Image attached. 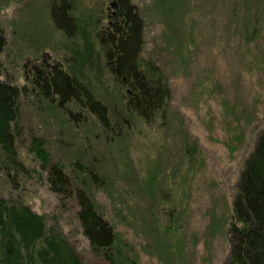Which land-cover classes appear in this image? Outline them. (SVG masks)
Returning a JSON list of instances; mask_svg holds the SVG:
<instances>
[{"label":"rangeland","instance_id":"rangeland-1","mask_svg":"<svg viewBox=\"0 0 264 264\" xmlns=\"http://www.w3.org/2000/svg\"><path fill=\"white\" fill-rule=\"evenodd\" d=\"M113 1L77 0V7L85 10L94 28L102 30L118 12L119 4L115 2L113 7ZM130 1L138 11L146 2ZM185 1L181 0L177 10L161 5L160 12L169 14V24L155 22L148 13L144 21L146 57L156 59L170 89L166 125L139 126L122 142L111 136L100 140L97 126H73L63 110L35 101V95L25 94L18 102L19 158L28 170L41 173V183L21 173L14 176L13 183L0 163V197L45 215L48 225L62 232L81 264H228L230 244L222 222L245 160L264 130V0H252L244 14L227 11L223 15L208 5L197 8L195 4L202 5L201 0H193L194 15L188 18L183 16ZM177 13L182 20L176 18L180 29L175 32L172 17ZM225 16L229 27L224 26ZM160 30L165 39L156 44L154 38ZM0 31L4 39L0 80L24 88L25 93L31 88L33 65L42 59L61 64L67 54L64 37L51 22L48 0H0ZM108 86L101 82L98 93ZM183 135L192 138L199 150L191 163L187 199L182 189L184 175L178 172L186 162V167L190 165L180 151ZM85 139L87 146L82 142ZM35 140L43 142L49 156V165L43 168L28 152ZM125 153H131V159L122 160ZM70 159L80 160L105 180L93 191L95 209L111 217L115 212V231L127 249L113 262L88 247L75 219L78 206L74 199L61 200L48 188L49 166ZM148 161L157 169L168 162L174 165L177 180L180 177L175 186H161L167 203L158 204L153 195L136 192L125 200L132 207L117 211L116 186L121 173H128L129 183L135 187L137 180L132 175L141 173ZM169 233L175 244L167 246Z\"/></svg>","mask_w":264,"mask_h":264},{"label":"trees","instance_id":"trees-1","mask_svg":"<svg viewBox=\"0 0 264 264\" xmlns=\"http://www.w3.org/2000/svg\"><path fill=\"white\" fill-rule=\"evenodd\" d=\"M48 2L51 22L65 40L63 49L67 54L62 63L42 59L33 65L30 69L31 88L26 93L24 88L0 80V163L13 183L14 176L19 173L41 183V173L28 170L19 158L21 133L18 128V102L25 94L35 95V101L54 104L64 111L67 121L73 126H97L101 133L100 140L111 136L122 142L132 129L139 126L159 128L168 121V80L156 59L146 57L144 21L148 13L155 22L169 24V14L160 12L161 5H172L177 10L182 6L181 0H146L141 11L130 0H118L119 9L114 21L112 24L106 23L102 30L94 28L85 10L77 7V0ZM251 2L201 0L202 5H198L193 0H186L183 16L188 18L194 15V4L197 8L208 5L211 11L216 9L221 15L227 11H241L244 14ZM226 16L224 26L229 27ZM177 17L181 19L178 13L172 17L175 32L180 29L176 23ZM164 39L165 34L161 30L154 38L156 44ZM3 44L0 31V54ZM101 82L109 86L99 94ZM93 140L94 136L88 139L90 145L94 143ZM82 142L87 146L86 139ZM28 149L37 158L39 166L43 168L49 165L43 142L35 140ZM180 151L190 162L188 167L186 162L184 168L178 170L179 175H184L181 178L185 183L181 188L187 199L191 192L189 176L194 165L191 163H194L199 150L192 138L183 135ZM125 159H131V153L129 156L125 153L122 160ZM71 160L49 166L48 188L61 200L74 199L78 206L74 212L75 219L88 247L93 253L113 262L121 258L122 249L123 252H127V249L115 231V212L111 217L95 209L97 205L93 191L95 187L102 186L105 180L98 171L89 170L80 160ZM163 166L157 169L148 161L141 173L132 175L137 180L135 187L129 183L130 175L123 171L116 186L119 192L117 211L132 207L127 202L136 192L144 196L153 195L154 199L159 200L158 204L167 203L161 186L164 185L165 189L167 184L175 186L180 182V177L177 180L178 177L174 175V165L165 162ZM149 198L148 201L152 199ZM147 204L150 205L149 202ZM167 220L172 222L170 218ZM47 222L45 215L31 210L28 205L0 197V264H81L62 232ZM222 223L230 244L228 264H264V130L258 135L254 149L245 160L233 191L229 213ZM165 238L169 239L167 246L175 244L170 233Z\"/></svg>","mask_w":264,"mask_h":264},{"label":"flooded vegetation","instance_id":"flooded-vegetation-1","mask_svg":"<svg viewBox=\"0 0 264 264\" xmlns=\"http://www.w3.org/2000/svg\"><path fill=\"white\" fill-rule=\"evenodd\" d=\"M114 2L118 3V0H114ZM116 3H115V4H116ZM118 4H119V3H118ZM113 16H115V14H114ZM110 23L112 24V22H110ZM110 23H109V24H110Z\"/></svg>","mask_w":264,"mask_h":264},{"label":"water","instance_id":"water-1","mask_svg":"<svg viewBox=\"0 0 264 264\" xmlns=\"http://www.w3.org/2000/svg\"><path fill=\"white\" fill-rule=\"evenodd\" d=\"M111 5L114 7V6H115V2L113 1V2L111 3Z\"/></svg>","mask_w":264,"mask_h":264}]
</instances>
